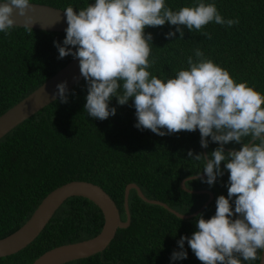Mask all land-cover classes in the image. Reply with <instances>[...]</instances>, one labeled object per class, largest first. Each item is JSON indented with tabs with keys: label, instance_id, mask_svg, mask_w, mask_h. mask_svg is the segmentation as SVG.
<instances>
[{
	"label": "trees",
	"instance_id": "16d2710c",
	"mask_svg": "<svg viewBox=\"0 0 264 264\" xmlns=\"http://www.w3.org/2000/svg\"><path fill=\"white\" fill-rule=\"evenodd\" d=\"M64 9L87 7L92 0H33ZM210 2V0H209ZM192 0H167L174 11ZM225 19H239L231 27L209 23L189 31L184 38H167L177 26L147 27L153 34L152 74L173 77L187 68V59L200 48L205 56L227 68L238 81L246 80L264 92V0H215ZM208 33L211 38H208ZM66 32L16 26L0 33V116L36 90L73 58H59L54 41L63 42ZM88 86L83 77L69 89L67 103L57 98L17 124L0 138V239L22 227L42 200L55 188L69 181H88L102 187L115 201L121 219L126 220L125 188L137 184L149 199L166 203L177 212L190 215L210 199L203 213L216 212L219 195H227L228 176L218 177L214 186L200 180L187 189L182 181L203 174V161L187 153H206L219 145L202 148L200 132L181 130L160 136L138 129L132 101L119 105L115 116L99 120L84 109ZM247 139V138H245ZM242 145L230 142L225 151ZM222 162V167H223ZM130 225L119 228L109 245L89 257L63 264H203L185 242L188 257L171 261L178 240L197 230L198 214L182 218L168 208L144 201L130 190ZM104 216L91 200L81 196L67 198L55 211L40 234L20 251L0 257V264H32L44 252L69 243L90 239L102 230ZM248 264V262H244ZM258 264V262H254Z\"/></svg>",
	"mask_w": 264,
	"mask_h": 264
},
{
	"label": "clouds",
	"instance_id": "9594fccd",
	"mask_svg": "<svg viewBox=\"0 0 264 264\" xmlns=\"http://www.w3.org/2000/svg\"><path fill=\"white\" fill-rule=\"evenodd\" d=\"M68 27L61 43L54 41L59 58L79 59L80 73L88 86L84 109L99 120L115 116L119 105L133 102L135 127L165 136L181 130L200 132L202 148L218 147L207 156L189 150L188 158L203 161V175L189 176L214 186L229 173L227 195L216 200L210 218H196L197 230L178 240L171 261L188 257L185 242L203 264H254L264 261V92L248 81H238L230 71L205 56L200 48L173 77L152 74L153 34L147 27L177 26L167 38H184L185 27L201 30L209 23L239 24L225 19L215 0H192L173 10L167 0H92L87 7L63 9ZM33 0H0V33H9L23 17V26L33 30ZM46 30V29H45ZM208 38L211 34L208 33ZM56 96L67 103V81L56 86ZM247 138V139H245ZM230 142L242 145L225 151ZM222 162L223 167H222ZM182 219V217H181Z\"/></svg>",
	"mask_w": 264,
	"mask_h": 264
},
{
	"label": "water",
	"instance_id": "95a60500",
	"mask_svg": "<svg viewBox=\"0 0 264 264\" xmlns=\"http://www.w3.org/2000/svg\"><path fill=\"white\" fill-rule=\"evenodd\" d=\"M34 7L35 11L29 13L34 16L32 22L33 28L65 32L68 24L63 9L39 3H34ZM17 22L19 24L17 26L24 27L23 24L25 20L23 17H17ZM82 78L79 59L72 58L66 66L62 67L52 77L47 79L36 88L35 91L0 116V138L17 124L32 116L50 102L56 100L57 84L67 81L68 89H70ZM204 154L206 155L205 151ZM185 180L182 181V186L187 189L184 183ZM131 189H135L144 201L162 205L182 218H189L198 214L213 198L212 193L209 192L210 199L200 210L196 211L194 214L184 215L170 208L162 201L147 198L137 184L129 183L125 188L124 197V208L127 218L123 221L115 201H113L102 187L88 181H69L52 190L42 200L32 216L22 227L9 236L0 239V257L14 254L34 241L58 207L71 196L85 197L94 202L101 209L104 216L102 230L90 239L54 247L40 255L32 264H63L71 260L86 258L97 252L103 251L115 237L119 228H126L130 225L131 214L129 209V194ZM187 190L194 192L192 189ZM259 264H264V261L259 262Z\"/></svg>",
	"mask_w": 264,
	"mask_h": 264
}]
</instances>
